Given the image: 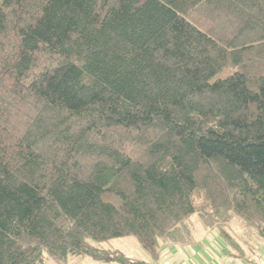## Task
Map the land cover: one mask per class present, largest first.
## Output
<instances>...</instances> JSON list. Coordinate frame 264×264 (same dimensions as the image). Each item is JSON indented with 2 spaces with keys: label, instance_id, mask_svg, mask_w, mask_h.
Here are the masks:
<instances>
[{
  "label": "trees",
  "instance_id": "16d2710c",
  "mask_svg": "<svg viewBox=\"0 0 264 264\" xmlns=\"http://www.w3.org/2000/svg\"><path fill=\"white\" fill-rule=\"evenodd\" d=\"M231 214L264 240V0H0V264Z\"/></svg>",
  "mask_w": 264,
  "mask_h": 264
},
{
  "label": "rangeland",
  "instance_id": "374dc122",
  "mask_svg": "<svg viewBox=\"0 0 264 264\" xmlns=\"http://www.w3.org/2000/svg\"><path fill=\"white\" fill-rule=\"evenodd\" d=\"M189 225L192 238L185 244L164 243L158 261L141 246L134 237L112 239L104 242L90 240L103 250H119L127 257L149 264H264V240L240 218L230 215L224 223L237 248L232 247L214 225L207 227L198 215L191 217ZM226 249V251H223ZM242 256L243 258H239ZM45 264H106L90 257H70L66 263H59L46 255ZM119 264V263H108Z\"/></svg>",
  "mask_w": 264,
  "mask_h": 264
}]
</instances>
